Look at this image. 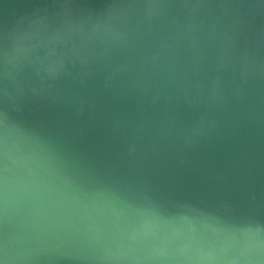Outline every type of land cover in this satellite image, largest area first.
I'll use <instances>...</instances> for the list:
<instances>
[{
    "label": "water",
    "instance_id": "1",
    "mask_svg": "<svg viewBox=\"0 0 264 264\" xmlns=\"http://www.w3.org/2000/svg\"><path fill=\"white\" fill-rule=\"evenodd\" d=\"M0 264H264V0H0Z\"/></svg>",
    "mask_w": 264,
    "mask_h": 264
},
{
    "label": "flooded vegetation",
    "instance_id": "2",
    "mask_svg": "<svg viewBox=\"0 0 264 264\" xmlns=\"http://www.w3.org/2000/svg\"><path fill=\"white\" fill-rule=\"evenodd\" d=\"M10 243L12 244V243H14V241H10ZM10 243H9V247H10V249L13 250V251H16V250H18V248H21V247H22V245L15 243L16 246H15L14 249H12Z\"/></svg>",
    "mask_w": 264,
    "mask_h": 264
},
{
    "label": "rangeland",
    "instance_id": "3",
    "mask_svg": "<svg viewBox=\"0 0 264 264\" xmlns=\"http://www.w3.org/2000/svg\"><path fill=\"white\" fill-rule=\"evenodd\" d=\"M15 243L19 244V242H18V241H14V243H12V244L10 243V244H11V247H12V249H14V248H15V246H16V245H15Z\"/></svg>",
    "mask_w": 264,
    "mask_h": 264
}]
</instances>
